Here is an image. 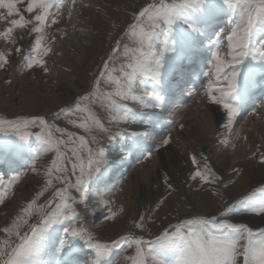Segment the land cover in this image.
Instances as JSON below:
<instances>
[{
  "label": "snow or ice",
  "instance_id": "snow-or-ice-1",
  "mask_svg": "<svg viewBox=\"0 0 264 264\" xmlns=\"http://www.w3.org/2000/svg\"><path fill=\"white\" fill-rule=\"evenodd\" d=\"M22 3L25 4L23 9L19 7ZM62 7V0H0V9H6V13H0V20L8 25L0 31V38L14 44L15 30L31 26L28 30L30 34H34V42L30 45L29 54L24 56L27 68L39 65L47 72L43 57L51 52V48L44 44L45 29L49 22L59 23ZM226 9L238 11L239 16L235 26L227 31L219 23L221 14ZM25 14L30 18H26ZM134 20L135 23L129 26L126 33L134 47L123 45L127 61L119 69L110 64L121 49V42L117 39L111 54L103 62L102 70L94 78L92 87L86 89L79 101L95 103L104 96H110V93L98 95V91L93 90H98L101 80L105 78L108 83L116 86L115 94L122 101L129 98L136 101L133 86L137 73L162 81L167 75L177 71L183 61L204 50L211 54L209 71L204 73L208 78L204 94L211 104L220 105L225 110L227 123L224 127L230 131L240 113L237 105L242 104L251 85L256 83L264 88V38L257 39L260 34H264V0H152L138 11ZM162 26L168 32L161 52L159 30ZM225 37L226 50L222 51L221 42ZM15 51L20 54L22 49L17 47ZM8 55L9 53L0 51V68L9 62ZM117 71L118 77L111 75ZM221 76L227 80V88L220 86ZM237 87L240 92H236ZM232 93H236L235 97L231 96ZM145 95L147 100L140 98L144 109L162 106L165 99L163 85L160 91L154 89ZM112 107L119 108L120 105L113 100ZM123 111L125 114L128 112L126 108ZM75 113L88 115H80L74 119ZM75 113L64 112L68 123L82 129L84 133L91 135L94 127L107 131L89 108H82L77 103ZM30 125L40 126L41 132L37 134V139L43 142V152H54L55 156L45 170L47 179L44 187L37 193V199L28 202L11 225L0 228V233L5 234V238L0 239V264H76L75 257L83 247L93 254L90 264H111L108 257L112 256L113 249L124 237L110 243H101L83 226H72L74 221H78L80 214L73 208V203L77 201L70 195V189L81 194L79 202L86 201L85 192L93 174H96V182H102V165L105 163L103 151L93 152L88 147L85 135L76 136L73 132L50 125L39 115L17 121L0 120V132L11 130L22 141L32 135L27 131ZM148 135V132L132 133L133 139L123 145L122 150L128 153L140 152L144 159H149L151 151L144 145ZM92 140L95 142V137ZM170 142L169 135L162 139L161 144L168 145ZM15 148L19 152L23 144H16ZM85 150L86 155L83 154ZM38 158L32 162V172H37ZM192 161L196 162L195 156ZM260 161L264 164V154ZM23 175L26 173L17 172L6 182L5 177L0 176V187L4 189L0 192V205L5 203L9 190L13 189ZM72 177L75 178L74 181ZM196 177L205 183L213 182L199 170L192 179ZM49 189L53 190L49 198L38 203V198ZM257 193L264 194V187L243 195L234 204H227L220 213L225 217L223 221H218L215 216L207 218L201 215L169 224L151 240H145L142 235L131 237L135 254L125 255L124 262L169 264L160 256L175 251L178 256L170 264H238L240 257L244 264H264V230L261 231L260 238L254 240L250 227L241 223H229L227 219L237 206L264 216V195L258 197ZM100 203L108 202L101 200ZM116 215V212H112L107 219L111 220ZM146 219V216L140 215L135 227L143 230ZM57 225L62 226L64 235L55 239V247L49 253V258L40 259L47 242L53 239V233L59 231L55 227ZM193 225L196 227L192 228ZM211 229L222 230L224 234L214 235ZM12 237H15V241Z\"/></svg>",
  "mask_w": 264,
  "mask_h": 264
},
{
  "label": "rangeland",
  "instance_id": "rangeland-1",
  "mask_svg": "<svg viewBox=\"0 0 264 264\" xmlns=\"http://www.w3.org/2000/svg\"><path fill=\"white\" fill-rule=\"evenodd\" d=\"M151 2L152 0H74V2L73 0H62V15L58 17L59 23L51 24L49 22V25L45 29L44 44L51 48V52L43 57L46 61L45 67L48 69L47 72L39 65H35L32 68L33 72H30L24 63V56L29 54L30 45L34 42V34H30L28 30L31 27L30 25L28 29L15 30L13 33L15 39L14 44L0 38V51L9 53V62L3 68H0V117L8 121H17L38 115L43 116L50 125H55L66 131L73 132L76 136L85 135L88 141V147H91L93 152L102 150L104 153L105 163L102 165V182H96V174H93L92 180L89 182V187L85 192L87 197L86 201L79 202L81 194L70 189V195L77 201L73 203V208L80 214L78 221H74L72 226H83L88 232L92 233V229L107 217L104 212L110 206L108 204H103V208L93 209L92 218L90 219L86 213L90 207L88 200L92 198L91 192L94 185L100 183L101 186L99 185L97 188H102L107 183L106 180L104 181V174H107V177H112V175L120 176L122 174L117 180L112 181L113 183L111 181L108 182L109 185L111 184L113 186L115 195L123 194L121 184L128 185V196H125L126 204L122 207H117L115 210L117 213L116 217L109 220L108 226L104 225L102 227L103 232L107 231V227H111V231L114 233L113 236H106L108 232H102V237H97L94 234V239L101 243H110L114 239L118 240L120 237H124L120 244L113 249L112 256L108 257L111 264H130V262H124L123 258L125 255L135 254V247L131 237L142 235L145 240H151L169 224H176L181 220H187L201 215L207 218L215 216L218 221H223L225 217H222L220 213L225 209L227 204H234L235 200L241 198L243 195L251 193L259 187H264V179H258L261 172L258 161H260L261 155L264 154V145L257 146L258 148L255 149L256 152L251 157L252 159H239L236 165L232 164L229 158L230 150L222 153V148L219 150L221 155L216 156L217 144L221 137L220 134L223 131L222 127L227 123L224 109L220 123L217 125V128L214 127L215 132L211 136L206 148L196 141L189 142V139L176 144L177 138L180 139L179 136L182 135L184 132L183 129H185L183 125L184 121L182 122L180 118V113L182 114L185 108L191 102H194L193 99L197 98L196 95L199 96L202 94L204 97L201 96L207 99L204 92L206 88L205 82L208 81V78L205 77L204 73L209 71L210 66L208 61L211 59V56L205 59V65L202 64L203 67L201 66L199 69L201 73L199 80L203 81H199L196 94L188 96L190 92L186 91L184 87L181 88V85L176 91H173V95L169 94L170 96L177 97L178 100V107L173 111V114L170 113V116H168L169 113H167L168 117H162L158 125L155 121L148 124V133L151 136L149 143L151 145V155L157 153L159 144L164 137L170 135L171 141L173 142L169 143L173 150L163 163H160L158 158L155 161H152L151 157L144 159L142 156L137 161H134L135 158H132L126 174L123 171L125 168L122 167L123 163L121 162V156L125 152L122 150V146L130 142L133 130H136V128L142 130L145 117L159 118L157 117V111L166 105L165 100L168 99V96L165 95L166 93H163L165 96L162 103L163 106L144 109L140 100L141 97L147 100L148 97L145 93L154 90V84L161 87L162 82L160 83V81L153 80L144 74L137 73L133 86V92L137 96V100L133 101L129 98L128 100L122 101L115 94L116 86L108 83L105 78L101 80L98 90H93L98 91V95L110 93V96H104L101 101L95 103L79 101V97L85 94L86 89L92 87L94 78L102 70L103 62L111 54V49L115 46L117 39L121 42V49L115 54V60L110 62V64L112 67L119 69L120 65L127 61L128 58L124 55L123 45L128 44L129 48L134 47V45L126 33L129 30V26L135 23L134 16L138 11ZM23 5L22 3L19 7L22 9ZM64 10L65 12L67 11V19L61 21L62 16L66 14ZM228 11L232 10L226 9L225 12L227 13ZM74 12L77 13V21H83V23L85 22L87 24V43L83 45L86 47L85 51H80L79 49V51H74L69 47L75 39L74 34L77 26V23L70 20L73 18L71 15ZM0 13H6V9H0ZM25 16L26 18H30L28 14H25ZM13 18L18 19L19 17ZM221 18L223 21H219V23L227 31L229 28L234 27L235 22L239 19L238 11H232V17L224 15ZM7 26L4 21L0 20V31H3ZM59 26L61 28L57 29ZM159 31V50L162 52L163 41L166 38L168 29L162 26ZM260 38H264V34H260L257 37V39ZM206 42L205 44H207ZM226 45L227 40L221 42L222 51L226 50ZM17 47L22 49L20 54H17L15 51ZM68 55H70V60L75 57L78 59L75 66L70 68V71H73V86L65 89L66 85H61L56 77L58 75V69L64 68V59ZM73 56L75 57L73 58ZM195 56L190 57L186 62L183 61L184 68H187L195 61ZM176 73L175 71L168 76L174 79ZM111 75L118 77L119 72L111 73ZM23 78L26 79V82L30 83L21 84ZM21 86L23 93L19 91ZM160 89L157 91H160ZM237 89L240 92V88L237 87ZM32 91L34 95H43L44 100L36 97L33 102H29L30 96H34ZM50 92L54 95L51 96L49 94ZM206 99L204 100L206 105L203 101L199 103L200 105H204L202 106L200 115L202 113L206 114L205 112L208 110L205 106L208 105L209 101ZM113 100L120 105L119 108L112 107ZM77 103L82 108H89L91 114L100 121L103 128L107 129V131L99 127H94L91 135H88L82 129H78L74 125L69 124L64 112L73 111L75 113ZM259 103H264V96L258 99L255 106L246 103L237 105L238 107L246 105V108H251L248 112L245 111L244 116L241 115L239 117L241 121L239 125L237 124L238 134L241 131L239 128L261 109ZM125 108L128 110L127 114L123 111ZM242 108L240 110H243ZM80 115L86 116L88 113H75L73 118L75 119ZM27 131L32 133V135L22 141L11 130L0 132V155L3 156L2 159L0 156V160L4 161V158L6 160L4 164L0 165V176L5 177L6 182L17 172L24 171L26 173L14 185L13 189L9 190L5 203L0 205V228L11 225L17 215L21 213L22 208L26 207L27 203L31 200L37 199V193L44 187L47 179L44 175L45 170L50 166L51 160L55 156L54 152H43V142L37 139V134L41 132L39 125H30ZM56 135L58 136L59 133H56ZM92 137H95V142H93ZM16 144H23V148L19 152L16 151ZM28 152H30V156H28ZM83 154L86 155V150ZM193 156L196 158L195 163L192 161ZM15 157L17 160H13ZM37 157H39L37 160L39 171L37 173L36 184L30 187L28 186L26 195L21 197L19 193L21 186L19 184L24 182L25 185L28 177L29 163L32 164L33 160ZM21 158L26 161L25 163H28L27 166L21 167L19 164H15L7 167L8 162L12 164L15 161H21ZM214 161L219 165V169L215 167ZM197 170L207 175L208 179L213 182L205 183L199 177L192 179ZM139 173L143 174L139 175ZM241 173L246 174L248 176L246 178L252 179L255 184V186L243 190L244 193H239L237 186H235L236 180L238 181L242 177ZM237 174H241L239 175L240 177ZM126 177L128 179L124 181ZM74 179L72 177L73 181ZM54 183L56 182L54 181ZM3 190L0 187V192H3ZM52 191V189H49L43 196H40L38 203H43L44 200L48 199ZM240 191L242 190L240 189ZM256 195L259 197L264 194L257 193ZM206 205L207 207H205ZM121 208H123L122 212L120 211ZM140 215H144L147 218L143 230L135 227ZM227 219L229 223H241L250 227L253 230L254 240L259 239L261 231L264 230V216L257 215L241 206H237L229 214ZM55 227L59 229L57 234L64 235L62 233V226L57 225ZM191 227L195 228L196 226L193 225ZM211 231L214 235L218 236L224 234L222 230L218 229H211ZM4 238L5 234L0 233V239ZM12 239L15 241V237H12ZM79 252H83L84 255L90 256L93 259V254L86 247L81 248ZM177 256L178 253L173 251L162 254L160 258L165 259L170 264ZM238 264H244L242 257L238 258Z\"/></svg>",
  "mask_w": 264,
  "mask_h": 264
},
{
  "label": "bare ground",
  "instance_id": "bare-ground-1",
  "mask_svg": "<svg viewBox=\"0 0 264 264\" xmlns=\"http://www.w3.org/2000/svg\"><path fill=\"white\" fill-rule=\"evenodd\" d=\"M24 7H25V4L23 5V8ZM64 12H65V10H64ZM65 13L66 14L64 16H62L61 21H64L67 19V11ZM224 15H229L230 17H232V11H228L227 13L225 12L221 16H224ZM71 17H73V18L70 20L77 23V26H76V30H75V34H74L75 39L72 41V44L69 47L72 48L71 50H74V51H79V50L85 51L86 47H84L83 45L87 43V38H86L88 36L87 24L85 22L83 23V21H77L78 19H76L77 18L76 12H74L71 15ZM219 21H223V19L221 18ZM59 28H61V26H59L57 29H59ZM223 41H226V39ZM66 51H68V50H66ZM210 56H211L210 52H207L204 50H201L198 54H196V56H195L196 60L192 63L194 65L193 68L196 66V70H195V73H193V70H192V72H190V76L193 73L192 78L196 82L197 81L198 82L203 81V80L196 79V74H197V72H199V69L201 67L200 65H201L202 61L204 63L205 59L207 57H210ZM74 57L75 56H73V58ZM69 58H70V55H68V57H65V59H64L65 63L63 65L64 68L58 69V75L56 77L58 82L61 85H63V86L66 85L65 86L66 88L64 87L65 89H68L69 87L73 86V82H72V78H73L72 72L73 71L71 72L70 68H72V66H75V63H77V59H78L75 57L74 59L71 58V60H70ZM186 61H187V59L184 62H186ZM182 65L184 66L183 62L179 66L178 70L176 71L177 73H176L174 79H171V76L167 75L164 78V81L163 80L160 81V83L162 82L161 84L163 85V90H164L163 93L164 94L166 93L165 95L168 96V99H166L167 104L164 107H162L160 110L157 111V115H158L157 117H159V118H155V117L147 118V117H145L144 118V120H145L144 121V127L142 128V130L140 128H136V130H133V133L134 132H148V128H149L148 124L149 123H152L155 121V123H157V125H158V123L162 117H168V116H170V113L173 114V111L176 110V107H178V100H177V97H175V96L173 97L172 95L174 93L173 91H176V89L180 87L179 85H182V83H184V80H182L181 71H180V69L183 68ZM28 70L30 72L31 71L33 72L32 68L28 69ZM226 71H229V70L226 69ZM30 76H31V73H30ZM25 83H30V82H26V79L23 78L21 81V84H25ZM207 83H208V81L205 82L206 86H207ZM219 84L221 87L227 88V80H225L223 76H221V80H220ZM257 85L258 84H255V83H253L251 85L247 96H245V98H244L245 99L244 102L247 103V102L251 101L250 103H253L252 105L255 106L256 105L255 103L258 102V99H260L261 97L264 96V88H261L259 86L257 88H255ZM154 86H155L156 91L159 90V88H161L159 85L154 84ZM258 89L261 90L259 92V94H257V93L253 94V91L257 92ZM196 90H197V85H196V88H189L188 92H190V93L188 94V96L195 95ZM19 91L21 93H23L22 86L19 88ZM236 92H238L237 89H236ZM49 94H51V96L54 95V94L52 95V92H50ZM169 94H172V95L170 96ZM33 95H34V92H33ZM201 95H199V96L196 95V97L199 99V101H197L198 100L197 98L193 99L194 102H191L190 105L188 104L189 106L187 108H185L183 113L182 114L180 113V115H181L180 118H181L182 122L184 121L183 125H184L185 129H183L184 132L182 133V135H180V136L178 135L180 137V139L177 138L178 136L176 137L177 138L176 144H178V142H181V141L185 142L186 140L189 139L188 140L189 142L190 141H194V142L196 141L199 144H201L204 148H206L208 146V143L210 142L211 136H213V134L215 132L214 127L217 128V125H219L220 120L222 118V113H223L222 106L211 104L209 102L208 105L205 106V107H207L206 109H208L205 112L206 114L202 113L200 115V112L202 111V106H204V105H200L199 103H201L202 101L205 103L204 100L206 99V98H203L204 97L203 95H202L203 97ZM235 95H236V93L231 94L232 97H235ZM42 96L43 95H41V94H39L38 96H37V94L34 96L31 95L29 102H33L34 98H36V97H40L41 100H44V97H42ZM35 100H37V99H35ZM259 104H260L259 106L261 107V109L259 111H257L256 114H254L250 118V120H248L243 126H241V128H239L241 130L239 134L237 133V129H238L237 127L241 121V118H239V117L241 115L244 116L245 111L248 112L249 109H251V108H246L245 107L246 105L241 106V107H243L242 108L243 110H240V113L236 117L235 123L232 125V128L230 131L226 127H224V126L222 127L223 131L220 134L221 137H220V140L218 141V144H217L218 147H217L216 152L218 154L216 153V156L220 154L219 150H221L222 148H223L222 153H225L226 151L230 150L229 158L231 159L232 164L236 165V163L238 162L239 159H247V160L252 159L251 157H253L255 155V152H256L255 149L258 148L257 146L264 145V103H259ZM205 105H206V103H205ZM168 106H170V108H168ZM167 113H169L168 116H167ZM0 120H6V119L0 117ZM237 120H238V122H237ZM176 138H174V139H176ZM132 139H133V137L131 138V140ZM150 141H151V136L148 135L147 139L144 141V145L148 150L151 149V145L149 144ZM174 141L176 142V140H174ZM184 142H182V143H184ZM171 143H173V142L171 141ZM172 150H173V148H171L169 144L168 145H162L160 143L158 150H157V153L152 154L151 159H152V161H155L158 158L160 160V163H163V161H166L165 159H167L170 156V153ZM9 154H11V153L9 152ZM0 156L2 159L3 156L2 155H0ZM28 156H30V152H28ZM142 156L143 155L140 152H134L131 154H129L128 152H123V154L121 156V162L123 163L122 167L125 168V169H123V171L128 172L129 162L132 158H135L134 161H137ZM13 160H17V158L15 157ZM5 161H6L5 158H4V161L0 160V165L4 164ZM25 162L26 161L21 158V161H18V162L15 161L12 164H10V162H8L7 167L13 166L15 164H19V166L25 167L28 164ZM31 165L32 164L29 163L28 177L26 179L25 185H24V182H21L19 184L21 186V188H19V193H20L21 197H24L26 195L27 187L28 186L30 187L31 185L33 186L34 184H36L35 182L37 181V173L39 171L38 166H37V172H32L31 171ZM214 165L216 168H218V169L220 168L219 165L217 163H215V161H214ZM258 165L261 168V172H260V175L258 176L259 177L258 179H264V165L260 161H258ZM260 168H259V170H260ZM127 172H126V174H127ZM140 174H143V173H139V175ZM241 174H239V175H241ZM139 175H136V176H139ZM120 176L112 175V177H107V174H104V181L106 180L107 183H105L102 186V188L101 187L97 188L99 185L101 186L100 183L98 185H94L93 190L91 192L92 198L88 200L90 202V204H89L90 207L86 212L87 217H89V219L92 218L93 209L103 208V204L100 203L101 200L107 201L108 202L107 204L110 205L107 207V210L104 212V214H106L107 217L112 212H115L117 207H120V206L122 207V206H124V204H126V201H125L126 197L125 196H128V190H127L128 185L124 184V183L121 184V186H122L121 191L123 194L115 195L113 192V186L111 184L110 185L108 184L109 181L112 182L114 180H117L118 177H120ZM127 177H126V179H124V181L128 179ZM246 177H248L246 174H242L241 179H238V181L236 180L235 186H237V190L239 191V193L243 192V190H246L249 187L255 186L253 180L248 179ZM126 183H128V182L126 181ZM240 189L242 191H240ZM238 191H236V192H238ZM205 207H207V205ZM107 217L104 218L103 222H99V225L92 229V233L97 235V237H102V235H101V233L103 232L102 227H104V225L108 226L109 219H107ZM107 228H106L107 231H105L103 233L108 232V233H106V236L112 237L114 233H113V231H111V227H107ZM58 237H63V235H61L60 233L57 234V232H54L53 233V239L47 242L46 247L44 248L43 252L41 253L40 259L46 260L49 258V253L54 250L53 247H55V239ZM92 260L93 259H91L90 256L84 255L83 252L77 253V255L75 257L76 264H90V261H92Z\"/></svg>",
  "mask_w": 264,
  "mask_h": 264
}]
</instances>
